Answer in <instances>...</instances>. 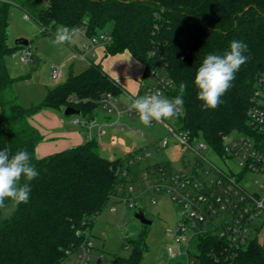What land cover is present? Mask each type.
<instances>
[{
    "label": "trees",
    "instance_id": "trees-1",
    "mask_svg": "<svg viewBox=\"0 0 264 264\" xmlns=\"http://www.w3.org/2000/svg\"><path fill=\"white\" fill-rule=\"evenodd\" d=\"M12 6L29 18L36 17L42 34L53 35L61 24L82 26L88 37L106 32L112 40L105 44V55L127 49L144 64L145 74L161 64L174 81L173 98L180 94L181 82L188 85L183 92V126L216 150H223V135L251 131L248 108L257 77L264 73V0H48L44 7L40 0H0V150L9 148L10 155L27 150L39 170L30 182L29 202L15 204L8 216L4 210L11 200L0 209V264L65 263L70 253L90 240L101 210L112 197L124 195L119 188L125 184L119 173L124 158L103 156L93 137L42 157L36 155L44 135L31 123L34 114L72 106L86 118L95 117L97 109L104 107L102 98H115L124 88L101 61L91 58L86 69L70 73L49 88L40 103L23 107L6 58L29 45H22L20 39L14 47L8 44ZM233 40L247 44L245 54L250 59L236 73L219 107L201 110L194 85L196 70L207 54L222 55ZM147 227L143 224L135 237H126L132 252L116 256L118 264H141ZM254 230L241 247L230 246L216 232L199 233L193 242L196 264H264V241L258 237L261 226Z\"/></svg>",
    "mask_w": 264,
    "mask_h": 264
},
{
    "label": "rangeland",
    "instance_id": "rangeland-1",
    "mask_svg": "<svg viewBox=\"0 0 264 264\" xmlns=\"http://www.w3.org/2000/svg\"><path fill=\"white\" fill-rule=\"evenodd\" d=\"M40 1L43 7L48 2V0ZM41 30L42 26L36 17L31 16L27 19L22 9L16 6L10 8L7 26L8 44L14 47L17 40H28L35 58V61L25 66L21 64L19 52L13 54L14 51L6 58L9 72L15 78L14 88L18 94L19 102L26 108L40 103L47 90L64 81L70 73H79L89 65L88 60L76 59L74 54L77 49L72 48L74 45L81 48L83 43H89L85 31H82V34L78 33L77 38L71 43L54 46L50 43L54 36L42 34ZM101 33L99 32L97 35H101ZM94 52L95 56L92 59L95 61L102 60L104 66L110 61L114 74L123 76L135 85L136 83L140 85L142 76L145 74V67L136 60L129 50L105 55V46L98 44ZM88 57H90L89 54ZM59 67H62L61 74L57 79H54L53 72ZM154 68L162 75H167L161 64H155ZM129 98L125 93H120L114 98L116 108L113 111H108L107 108L100 106L96 111L95 118L98 123L105 122L100 141H124L128 146H132L134 143L143 144L150 154L148 157L142 158L138 164L131 165V169L138 173L137 180L141 182L136 185L134 193L138 205L129 207L124 199L111 198L108 205L101 210L92 227L90 234L92 246L86 264H118L116 256H129L131 254L132 243L126 241V237H135L143 229V224L135 216L139 210H143L145 216L152 221L147 227V249L144 251L141 264H187L186 257H170L167 250L169 245L175 243L174 228L178 221L179 205L164 191L152 189L149 192L144 191L145 184L150 180L143 181V175L146 171L144 169L151 164L170 162L171 167L182 169L185 167L184 161H188V166L191 167L194 163V153L190 148L176 143V140L171 136L167 148L157 149L156 143L169 135L168 130L159 123L145 126L136 114H126L124 109L128 107ZM64 109L65 107H63ZM117 109L122 111L120 116H118ZM63 112L55 108H46L32 116L40 132L48 139L42 141L39 146L41 149H43L42 147H51L55 152L60 151L68 144H77L85 138L86 141L89 134H97L96 127L88 129L87 126L76 122L77 119H80L81 122L87 120L83 114L65 115ZM116 119L118 122H114ZM106 122L114 123L108 124ZM123 124L128 126L126 130L122 129ZM141 130L143 134L140 133ZM117 137L120 138L117 139ZM93 138L95 137L93 136ZM201 141L203 138L200 136L193 145L196 146ZM114 149L116 154L121 152L119 146ZM100 153L105 157L109 155L108 151L102 149H100ZM205 153L217 164H224L211 150L207 149ZM230 165L235 167L232 162ZM253 178L251 176L248 179V185L256 188ZM263 179L264 177H261V180ZM126 196L128 195L126 194ZM14 207L15 203L7 206L4 210V216L10 215ZM260 220L262 218L258 219V221ZM254 228L255 226L252 227L251 234L255 232V230L253 231ZM258 237L261 242L264 241V230L258 233ZM191 250H194L193 246ZM78 255V251L70 253L63 264H78ZM193 259H195L194 256Z\"/></svg>",
    "mask_w": 264,
    "mask_h": 264
},
{
    "label": "built area",
    "instance_id": "built-area-1",
    "mask_svg": "<svg viewBox=\"0 0 264 264\" xmlns=\"http://www.w3.org/2000/svg\"><path fill=\"white\" fill-rule=\"evenodd\" d=\"M25 17L29 19L27 14ZM77 28L81 34L85 31L82 26ZM88 39L89 43H83L82 47L75 51L76 59L90 61L95 56V47L98 44L105 46L112 37L102 32L101 35H94ZM17 52L23 66L34 61L33 52L29 47L18 49L13 54ZM61 71L62 67L55 70L53 78L57 79ZM173 87V79L168 75H162L152 67L143 76L138 95H150L160 90L168 98H173L171 95ZM103 102L108 111L116 108L112 96L104 97ZM124 111L128 115L138 116L136 112L128 111V107ZM117 112L118 116L122 113L118 109ZM182 116L183 114L165 119L163 122L153 121L152 124L159 123L169 132L168 136L156 143V148H167L171 136L176 143L193 151V165L189 167V162L184 161V168L175 169L171 167L170 162L151 164L144 169L146 171L143 170V181L150 180L145 184L144 191L149 192L151 189L164 191L179 205L178 221L174 228L175 243L169 245L167 250L170 257L183 256L186 257L187 264H195L193 259L195 255L191 247L199 233L208 230L216 232L219 236L228 239L230 246L241 247L248 242L253 226H261V230L264 229V179L261 180V177H264V73L257 77L248 108L251 131H236L223 135L222 151L216 150L204 139L194 146L193 143L199 136L183 126ZM76 122L87 126L88 129L97 128V134L94 137L98 140L100 148L110 150L114 146H119L125 152L122 156L124 165L119 170L120 175L125 178V184L119 188V192L123 190L124 195L115 198L124 199L129 207L137 206L138 201L134 193L136 185L141 182L137 180L138 173L131 169V165L138 164L142 158L150 155L146 146L126 150L125 146L117 140L100 141L105 122L98 123L95 117L87 118L83 122L77 119ZM115 122H118V119ZM127 127L126 124L122 125L123 130ZM140 133L143 134V131L141 130ZM92 137L93 135L90 134V138ZM207 149L215 153L224 164H217L211 160L205 153ZM116 157L120 156L112 153L109 158ZM230 162L235 164V167L230 165ZM251 176L254 177L252 180L256 188L248 185V179ZM261 218L262 220L258 221ZM91 246L92 243L89 240L78 250V264L87 263Z\"/></svg>",
    "mask_w": 264,
    "mask_h": 264
},
{
    "label": "clouds",
    "instance_id": "clouds-1",
    "mask_svg": "<svg viewBox=\"0 0 264 264\" xmlns=\"http://www.w3.org/2000/svg\"><path fill=\"white\" fill-rule=\"evenodd\" d=\"M78 33L77 27L61 24L56 28L50 43L63 46L75 40ZM246 52L247 44L233 40L229 50L222 55H206L194 77V85L198 90L197 99L202 102L201 110H214L223 102L221 97L232 87L236 73L250 59ZM187 87L186 82H181V92L174 98H168L160 90L143 96L134 93L129 98L128 111L136 112L145 126H151L153 121L163 122L179 116L184 113L183 92ZM9 153V148L0 150V209L6 207V200H11L16 205L28 203L30 182L39 175V170L32 163V156L27 150L20 149L12 155Z\"/></svg>",
    "mask_w": 264,
    "mask_h": 264
},
{
    "label": "crops",
    "instance_id": "crops-1",
    "mask_svg": "<svg viewBox=\"0 0 264 264\" xmlns=\"http://www.w3.org/2000/svg\"><path fill=\"white\" fill-rule=\"evenodd\" d=\"M30 48V47H29ZM73 49L75 48V49H79L76 45H74L73 47H72ZM66 58V57H65ZM137 60V59H136ZM34 61H35V58H34ZM98 62V61H97ZM101 63H102V65H103V68H104V70L111 76V77H113L114 79H116L121 85H122V87L124 88V92L123 93H125V95H127L128 97H131L132 96V94H139V92H140V85H138V83H136V85L134 84V83H132L130 80H128V79H125L123 76H120V75H116V74H114V72L112 71V69H111V62L109 61V63L106 65V66H104V64H103V62H102V60H101ZM144 65V64H143ZM64 66V65H63ZM145 67V66H144ZM143 76H144V74H143ZM143 76H142V78H143ZM64 113V112H63ZM115 122V121H114ZM31 123L33 124V125H35L37 128H38V126L36 125V123L34 122V120L32 119V117H31ZM125 123V122H124ZM113 124V123H112ZM92 135L93 136H95V134L94 133H92ZM120 138V137H119ZM118 137H117V139H119ZM86 139V138H85ZM85 139H83V140H80V142H78L77 144H74V143H72V144H68V146H66V147H64L63 149H66V148H69V147H73V146H75V145H78V144H81V143H83V142H85ZM88 139H90V134H89V136H88ZM87 139V140H88ZM43 140H48L47 139V137H45L44 136V139ZM42 140V141H43ZM86 140V141H87ZM42 141L37 145V147H36V155L38 156V157H41V156H45V155H48V154H51V153H53V152H55V151H53V148H51V147H49V148H44V147H42L43 149H41L39 146H40V144H42ZM82 141V142H81ZM118 141V140H117ZM120 141V140H119ZM121 142H123L122 144L125 146V149L126 150H130V149H132V148H139V147H142V146H144L143 144L142 145H140V144H133L132 146L130 145V146H128V144H126L124 141H121ZM121 142H119V143H121ZM125 143V144H124ZM116 146H114V147H112L110 150H108V149H103V148H101L102 150H105V151H108L109 152V155H108V157H110V154H112V153H115L116 154V150L114 149ZM62 149V150H63ZM57 152V151H56ZM125 154V152L121 149V152L120 153H118V154H116L117 156H123ZM264 229H262L261 231H263ZM261 231H260V233H261ZM264 238V237H263ZM264 240V239H263ZM263 242V241H262Z\"/></svg>",
    "mask_w": 264,
    "mask_h": 264
},
{
    "label": "water",
    "instance_id": "water-1",
    "mask_svg": "<svg viewBox=\"0 0 264 264\" xmlns=\"http://www.w3.org/2000/svg\"><path fill=\"white\" fill-rule=\"evenodd\" d=\"M20 42L22 45L24 46H28L29 45V41L26 40V39H20ZM79 113V111L77 109H75L74 107L72 106H68L65 110H64V114L65 115H72V114H77ZM90 118H93V116L91 115ZM135 216L137 217V219L140 220V222L142 224H145V225H150L152 223V221L150 219H148L146 216H145V213L143 210H139Z\"/></svg>",
    "mask_w": 264,
    "mask_h": 264
}]
</instances>
